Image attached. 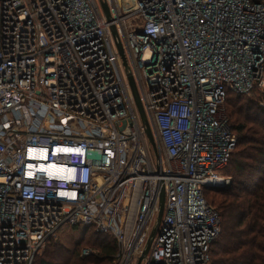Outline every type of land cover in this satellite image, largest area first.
<instances>
[{
    "label": "built area",
    "instance_id": "1",
    "mask_svg": "<svg viewBox=\"0 0 264 264\" xmlns=\"http://www.w3.org/2000/svg\"><path fill=\"white\" fill-rule=\"evenodd\" d=\"M256 87L264 0H0V264L74 227L137 264L155 226L139 264H209L221 217L204 193L229 184L236 145L226 93Z\"/></svg>",
    "mask_w": 264,
    "mask_h": 264
},
{
    "label": "trees",
    "instance_id": "2",
    "mask_svg": "<svg viewBox=\"0 0 264 264\" xmlns=\"http://www.w3.org/2000/svg\"><path fill=\"white\" fill-rule=\"evenodd\" d=\"M224 107L230 129L236 136V145L228 164L235 155L234 169L245 179L232 180L216 192L218 197H212L211 201L206 193L217 189L205 190L207 201L219 210L223 218L220 235L210 248V263L264 264V89L256 87L244 95L227 91ZM258 175L262 177L255 184L252 181ZM77 228L82 229H71ZM82 230L84 235L93 236V248L98 250L95 257L77 258L74 251L69 253L51 238L46 244L56 249L65 264H111L116 251L115 242L108 235L91 228ZM49 258L50 254H45L38 264H58L49 262Z\"/></svg>",
    "mask_w": 264,
    "mask_h": 264
},
{
    "label": "rangeland",
    "instance_id": "3",
    "mask_svg": "<svg viewBox=\"0 0 264 264\" xmlns=\"http://www.w3.org/2000/svg\"><path fill=\"white\" fill-rule=\"evenodd\" d=\"M245 93H243L242 95H244ZM247 97V96H245ZM230 123H233V120H230ZM237 150V148L235 149V151ZM234 151V152H235ZM235 155L232 156L230 163L222 169V171L219 173L220 175L224 176L225 178L229 179V184L232 182V180H244L245 177L243 176V178H241L238 174V172L234 169V159H235ZM239 160V158H238ZM240 161V160H239ZM259 177H262L261 175L256 176L253 179V183H257V181L260 180ZM223 187L221 188H214L217 190H211L208 191L206 193L207 198L209 201H211L212 197H218L215 193L218 191H221ZM215 205V204H214ZM216 206V205H215ZM219 211V210H218ZM221 217V227H222V222H223V218ZM83 229V228H82ZM81 228H77V229H68V230H64L59 232L56 236H54L53 238H51L52 242H57V246L63 247L65 249H68L67 251L70 253V251H74V255L75 257H95V255L98 254V250L93 248V236H87L84 235V232ZM47 242V241H46ZM54 244V243H52ZM90 249L92 252L89 253L88 255L84 254V250ZM56 249L54 247H52L49 243H45L42 248L40 249L39 253L37 254L34 263L33 264H38V261L42 258H44L45 254H50V260L49 262L52 263H58V264H65V261L62 260V256L59 258L57 252H55ZM136 262V258H134L133 263ZM100 264H107L106 262H101ZM211 264V263H209Z\"/></svg>",
    "mask_w": 264,
    "mask_h": 264
},
{
    "label": "water",
    "instance_id": "4",
    "mask_svg": "<svg viewBox=\"0 0 264 264\" xmlns=\"http://www.w3.org/2000/svg\"><path fill=\"white\" fill-rule=\"evenodd\" d=\"M102 7H103L106 15L108 16L109 12H108L107 6L103 2H102ZM112 35H113V37L116 38V32H115L114 28H112ZM116 46H117L119 54H120V56L122 58L123 65L125 67L128 84H129V87H130V90H131L135 105L137 107L140 119L142 121V124L145 127V134H146L149 142L151 143L153 149H155V145H154L151 129H150V126H149V124H148V122L146 120V116H145L144 110H143L142 105H141L140 97H139V94H138L134 79H133L132 75L128 72V66H127V63H126V59H125V55H124V52H123V49H122V45L119 42L116 41ZM218 186L219 185H216L215 187L216 188H220ZM163 206H164V193H163V191H161L160 197H159V209H158V214H157V218H156V225L159 223V221L161 219V216H162V213H163ZM155 228H156V226L152 229V231H151V233L149 235L148 241L146 243L145 249H144L142 255L139 257L137 264H139V262L142 259V257L148 251L150 243H151V240H152V238L154 236V233H155V230H156Z\"/></svg>",
    "mask_w": 264,
    "mask_h": 264
}]
</instances>
